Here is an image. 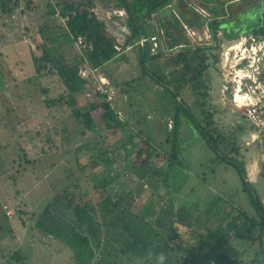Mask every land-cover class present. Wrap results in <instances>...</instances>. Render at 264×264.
I'll use <instances>...</instances> for the list:
<instances>
[{
  "label": "rangeland",
  "instance_id": "1",
  "mask_svg": "<svg viewBox=\"0 0 264 264\" xmlns=\"http://www.w3.org/2000/svg\"><path fill=\"white\" fill-rule=\"evenodd\" d=\"M60 1L64 5V0ZM70 1L73 4L91 1V11L105 22L108 32L123 47L130 31L127 15L114 12L116 0ZM48 2L55 0H32L29 6L26 0H19L11 14L0 11V248L3 254L22 247L29 256L28 262L77 264L65 245L49 235H40L34 222L47 205L51 208L55 202L59 204L55 196L61 195L63 187L69 189L68 196L80 193L83 199L98 206L94 184L102 186L111 179L114 184L111 190L160 232L172 222L179 234L187 236V231L195 227V217H200L204 223L197 228L214 230L217 237L230 227L231 235L224 234L219 241L227 257L219 259L252 255L251 250L257 252V259H262L259 241L249 242L251 237L245 234L248 230L247 234H253L249 222L246 221L249 226L245 227L246 232L234 233V224L254 214L237 172L224 162L213 161L215 153L184 119L176 135L178 156L184 166L177 165L166 178L167 156L172 145L166 138L172 136L174 100L150 76H141L136 46L119 52L126 58H115L93 74L95 81L103 76L109 82L104 94L120 126L114 119L105 124L97 117L95 132L78 137L77 123L66 100L57 105L45 103L44 90L56 98L65 89L53 72L55 60L79 55L83 49L75 42L64 41L58 27L64 28L65 19L57 15L58 11L48 17ZM195 6L204 8L209 18L222 11L225 20L219 29L233 38L226 39L222 31L217 33V61L209 68L211 84L205 100L215 108L219 127L225 132L238 128V152L229 155L243 159L248 179L257 187L264 204V124L256 126L247 115L248 105L240 103L248 98L244 93H239L244 96L237 97L238 105L233 101L239 77L250 69L245 61L240 62V54L232 45L240 39L241 43L243 40L247 43L250 36L263 37L248 33L264 25V0H177L173 9L181 15L195 17L199 14L193 9ZM42 25H48L44 35L49 39L39 32ZM192 28L195 32L179 31L181 42L211 43L210 32L205 34V27ZM159 44L157 51L169 49L170 37L162 34ZM200 90L191 85L181 89L186 104L195 110ZM86 91L89 100L97 104L99 98L91 96L87 87ZM208 209L213 214L203 212ZM7 210L11 217L6 215ZM90 215L96 222L110 218L106 208H95ZM1 254L0 260L5 261ZM128 254L119 253V258L124 261ZM99 256L96 253L90 263L94 264Z\"/></svg>",
  "mask_w": 264,
  "mask_h": 264
},
{
  "label": "trees",
  "instance_id": "2",
  "mask_svg": "<svg viewBox=\"0 0 264 264\" xmlns=\"http://www.w3.org/2000/svg\"><path fill=\"white\" fill-rule=\"evenodd\" d=\"M26 3L29 6L32 0H26ZM18 4L19 0H0V11L11 14L13 6ZM115 6L125 10L126 25L130 31L122 48L126 44L136 46L135 54L141 65V76H150L174 100L172 136L166 138L172 144L167 156L166 178H169L168 175L177 165L184 166L178 156L176 140L181 120L184 119L190 128L196 130L204 140V144L215 153L212 160L224 162L237 172L241 189L246 192L254 214L238 222L239 224L236 223L238 225L234 224V233L237 235L239 232H246L245 227H249L246 221L249 222L250 227L254 229L253 234H247L249 230L245 234L251 237L249 242L255 239L259 241L260 251L264 254V204L257 187L248 179L243 159L229 155L231 152H238L236 146L239 138L238 128L225 132L219 127L215 120L217 113L215 108L208 105L205 100L211 84L209 68L217 61L215 54L219 45L217 33L222 31L226 39H233L219 29L220 23L225 20L222 11H217L207 20L199 14L190 17L177 12V16L173 12L177 0H116ZM47 8L48 17H53L58 11L59 16L65 19L64 28L58 27L62 30L64 41L75 42V36L80 35L86 45L79 55L55 60L53 72L59 76L65 89L56 98H51L48 91L44 90L45 103L57 105L60 101L66 100V105L71 109L77 123L78 137L84 136L86 132H95L97 117L105 124H108L109 119H114L116 125L120 126L121 122L117 119L110 102L106 100V95L100 93L89 80L80 77L77 73L79 65L85 66L88 63L103 70L107 62L115 58H126L125 54L120 55L115 48L117 44L115 36L108 32L105 22L91 11V1H78L73 4L70 0H64L62 5V1L55 0V3L48 2ZM148 22L150 24H147ZM182 22L195 27H202L206 23L212 38L211 43L192 45L186 41L181 42L183 38L179 31L183 29ZM156 26L162 29L165 36L170 37V47L152 54L149 42L136 44L135 42ZM48 29V25H42L39 32L44 35ZM251 34L264 36V25ZM45 38L49 39L47 36ZM187 85H191L193 89H202L197 92L201 99L197 104V110L189 107L181 95V89ZM86 87L91 96L99 98L97 104L87 97ZM94 187L98 206L91 204L89 199H83L80 193L68 196L69 189L63 187L61 195L55 196L59 204L55 202L51 208L47 205L34 222L40 235L51 236L53 240L65 245L72 252L77 264H93L90 261L96 253L100 256L94 264H127L128 262L131 264H264V255L262 259H257L255 250H251L252 255L247 253L244 257L240 255L226 261L218 258L226 256L220 249L219 241L224 234L226 237L231 235L230 227L225 232L218 233L217 237L214 230L200 231L197 227L204 222L200 217H195V227L187 231V236L179 234L172 222L160 232L147 218L131 210L130 206L123 202V197L117 196V192L111 190L114 188L111 179L108 184L102 186L94 184ZM95 208L100 210L106 208L107 216L110 218L96 222L90 215ZM203 212L213 214L210 209ZM49 214L51 216H47ZM243 214L240 219L243 218ZM234 228L231 230L233 231ZM126 251L129 254L123 261L119 258V253ZM0 252L6 257L5 261L0 260V264H44L32 263L31 260L28 262L29 256L22 247H18L10 254H3L2 248Z\"/></svg>",
  "mask_w": 264,
  "mask_h": 264
},
{
  "label": "built area",
  "instance_id": "3",
  "mask_svg": "<svg viewBox=\"0 0 264 264\" xmlns=\"http://www.w3.org/2000/svg\"><path fill=\"white\" fill-rule=\"evenodd\" d=\"M193 9L199 14H201L203 17H206L207 20L210 19L209 18L210 14L204 8L195 6L193 7ZM114 12L115 14H119L120 16H123L124 14L127 15L123 8L117 7L116 10H114ZM173 12L178 16V13L175 9H173ZM57 15H59V13H57ZM182 26L183 29L186 30L187 32L188 31L195 32V29L192 28L193 26H189L184 22H182ZM203 27L206 28L205 34H208L209 29L207 24L205 23ZM162 34H163L162 29L156 26L153 28V30L148 32V34L138 39L135 42V44L149 42L150 52L152 54H155L157 52L158 47L160 46L159 40ZM249 38L251 41L249 40L247 41V43L246 41L245 42L242 41L241 43V39L238 40L237 42L232 43V45L236 47V49L240 54L238 56L240 62L245 61L246 65L250 69L249 72L244 73L243 76L239 77L240 84L237 83V85H235L234 89H236V91L233 94V101L236 105H238L239 100L237 99L236 95H238L240 98H242V96L244 95L248 97L243 101V103L242 101H240V103L243 105H248V107L246 108L247 115L257 126L262 123L264 124V36L259 39H257L254 36H250ZM75 43L81 47H85L86 45L83 37L80 35L75 36ZM131 47H132L131 44H126L124 48H121L118 40H117V44L115 45V48L117 49L118 52L124 51L125 48L129 49ZM95 70L98 71V68L92 67L91 65L86 63L85 66L80 65L77 73L80 77L89 80L91 84H93L100 93H106V87L107 85H109V82L103 76H98L97 81H95L93 79V74ZM240 92L244 93V95L242 96L239 95ZM9 211L10 210H7L5 211V213L8 217H11L9 215Z\"/></svg>",
  "mask_w": 264,
  "mask_h": 264
},
{
  "label": "clouds",
  "instance_id": "4",
  "mask_svg": "<svg viewBox=\"0 0 264 264\" xmlns=\"http://www.w3.org/2000/svg\"><path fill=\"white\" fill-rule=\"evenodd\" d=\"M119 8V7H118ZM259 172V168H257V173Z\"/></svg>",
  "mask_w": 264,
  "mask_h": 264
},
{
  "label": "bare ground",
  "instance_id": "5",
  "mask_svg": "<svg viewBox=\"0 0 264 264\" xmlns=\"http://www.w3.org/2000/svg\"><path fill=\"white\" fill-rule=\"evenodd\" d=\"M242 40V39H241ZM244 41V40H243ZM236 97L240 98L238 95H236Z\"/></svg>",
  "mask_w": 264,
  "mask_h": 264
},
{
  "label": "flooded vegetation",
  "instance_id": "6",
  "mask_svg": "<svg viewBox=\"0 0 264 264\" xmlns=\"http://www.w3.org/2000/svg\"><path fill=\"white\" fill-rule=\"evenodd\" d=\"M251 34V33H248V35Z\"/></svg>",
  "mask_w": 264,
  "mask_h": 264
}]
</instances>
